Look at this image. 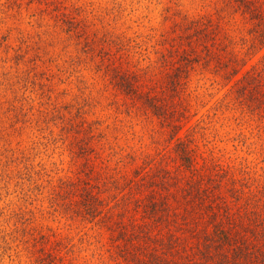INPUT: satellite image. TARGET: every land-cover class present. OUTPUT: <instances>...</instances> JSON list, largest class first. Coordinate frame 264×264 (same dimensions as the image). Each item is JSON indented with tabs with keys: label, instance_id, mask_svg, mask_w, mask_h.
Listing matches in <instances>:
<instances>
[{
	"label": "rangeland",
	"instance_id": "374dc122",
	"mask_svg": "<svg viewBox=\"0 0 264 264\" xmlns=\"http://www.w3.org/2000/svg\"><path fill=\"white\" fill-rule=\"evenodd\" d=\"M252 27L235 0H0V264H98L95 226L52 198L84 165L95 185L134 168L164 178L182 142L199 164L264 182V82L248 84L264 46ZM121 76L164 100L170 123ZM70 123L79 137L62 130Z\"/></svg>",
	"mask_w": 264,
	"mask_h": 264
},
{
	"label": "trees",
	"instance_id": "16d2710c",
	"mask_svg": "<svg viewBox=\"0 0 264 264\" xmlns=\"http://www.w3.org/2000/svg\"><path fill=\"white\" fill-rule=\"evenodd\" d=\"M235 1L253 23L254 39L264 46V0ZM204 28L201 24L194 32L197 40ZM182 81L175 73L167 88L178 89ZM263 82L264 64L248 77L252 87ZM132 83L121 76L117 85L143 98ZM143 99L152 115L170 123L164 100ZM67 125L62 130L69 139L80 136V125ZM78 142L73 153L89 164L94 151ZM174 152L177 173L168 171L164 178L134 168L130 176L116 174L95 185L84 165L78 176L57 186L52 198L63 203L55 206L67 211L66 218L95 226L98 264H264V182L252 179L248 167L220 168L206 158L199 164L197 150L182 142Z\"/></svg>",
	"mask_w": 264,
	"mask_h": 264
}]
</instances>
